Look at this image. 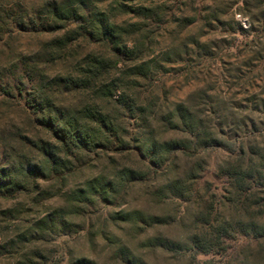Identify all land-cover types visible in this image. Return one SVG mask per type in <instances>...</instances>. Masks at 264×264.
Segmentation results:
<instances>
[{"label":"rangeland","instance_id":"1","mask_svg":"<svg viewBox=\"0 0 264 264\" xmlns=\"http://www.w3.org/2000/svg\"><path fill=\"white\" fill-rule=\"evenodd\" d=\"M68 1L0 0V264H264V238L192 244L234 227L238 190L264 205V0H86L126 33L133 63L96 33L45 25L43 7ZM39 94L86 131L70 155L36 122L26 98ZM142 142L198 151L154 167L101 148ZM236 166L256 173L242 188Z\"/></svg>","mask_w":264,"mask_h":264},{"label":"trees","instance_id":"2","mask_svg":"<svg viewBox=\"0 0 264 264\" xmlns=\"http://www.w3.org/2000/svg\"><path fill=\"white\" fill-rule=\"evenodd\" d=\"M86 0H73L68 1L66 3H63L62 5H55V4H48L47 6L43 7V17L46 18L45 25L50 24H57V23H65L66 28L71 27V25H77L78 26V35L82 38H91L92 41L94 40L92 37H94L93 33H96L97 35V41L109 45L110 47H114L113 51L115 55L118 57V59L122 63H133L137 60L136 56L134 55V52L129 50L124 44L122 45V39L124 40V37L126 35L122 34V30H119L115 25L111 23V20L108 19V16L103 15L104 13H100V11H97L96 14L89 11L88 3ZM136 0H123V2L131 3ZM145 1V0H142ZM70 40L65 39L58 40L56 42V45L61 49L63 46L66 45ZM69 80V81H68ZM67 81L71 84H74L76 87L77 80L68 79ZM82 83V84H81ZM89 79L84 80L83 82H80L78 87H83L85 85H88ZM40 96H28L26 98V101L28 102L29 108L32 109V111L35 113V115L38 117L39 120H36L37 123L41 124L51 135L52 137L58 142V144L61 146L63 152L65 154L70 155V144L72 142L80 143L81 141H84L86 138H84L86 131L81 128V126L78 127V121L77 120H71L66 114V112L55 106L53 103V100L50 96H43L44 94H39ZM37 97V98H36ZM180 109L176 111L178 119L181 121L185 120V116L181 114ZM92 118L97 123H101L104 128H107V125L105 124V121L100 118L92 116ZM171 123L169 120L168 123ZM193 129V126H191ZM194 135L197 137H200V141L202 138H204V135L200 132H197L195 128ZM208 136V134H206ZM210 138V136H209ZM206 140V139H205ZM214 144L208 145L209 147H214L216 144V141H213ZM142 142V144L135 146V147H129V146H121L118 144H113L111 148H104L101 146L102 150H106L113 153H126V152H135L139 157L147 159L149 163L156 167L158 166L157 159L159 158V155L164 153H182L185 155H195L198 150L196 149H188L185 148L182 145H168V144H153V145H145ZM42 153L45 156H48L49 158H53L55 156L54 153L48 152L44 148H41ZM241 151V150H240ZM262 172L264 175V166H261ZM231 172H229L230 177L239 183L240 188L244 186V181L246 179L251 178V174L254 172L251 168H242L240 166H236L233 168ZM35 172V170H33ZM252 172V173H251ZM254 176H256V173L254 172ZM57 177L56 175L54 176ZM39 178V177H38ZM37 178V179H38ZM42 178V177H41ZM254 187V186H253ZM7 186L1 185L0 186V196L6 198V194L1 192V189H6ZM171 190H175V192L179 191L182 192L183 188L177 187L175 185L171 186ZM249 189L247 190V192ZM246 191L244 190H238V202L237 207L240 211V216L237 221L234 223V227L229 224H226L227 226H218V227H210L211 230H209L204 235H197L193 238V246L195 249L199 250L201 253H207L211 250V240L212 238H224L228 233H239L242 235H245L246 237H251L254 239V237L257 238H264V222H261V218L264 215V205L259 207L256 203L252 204L249 202L251 199L247 198ZM254 205H257L260 209V212L253 209ZM154 220V219H153ZM155 221V220H154ZM152 221V223H155ZM212 233V234H211Z\"/></svg>","mask_w":264,"mask_h":264}]
</instances>
